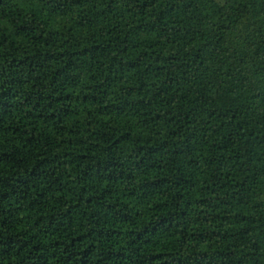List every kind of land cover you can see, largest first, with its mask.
Returning <instances> with one entry per match:
<instances>
[{
	"label": "trees",
	"instance_id": "obj_1",
	"mask_svg": "<svg viewBox=\"0 0 264 264\" xmlns=\"http://www.w3.org/2000/svg\"><path fill=\"white\" fill-rule=\"evenodd\" d=\"M0 264H264V0H0Z\"/></svg>",
	"mask_w": 264,
	"mask_h": 264
}]
</instances>
